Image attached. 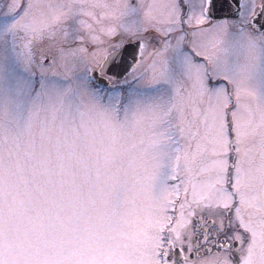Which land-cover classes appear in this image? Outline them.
I'll use <instances>...</instances> for the list:
<instances>
[{
	"label": "snow or ice",
	"instance_id": "snow-or-ice-1",
	"mask_svg": "<svg viewBox=\"0 0 264 264\" xmlns=\"http://www.w3.org/2000/svg\"><path fill=\"white\" fill-rule=\"evenodd\" d=\"M96 7L0 0V264H264V0Z\"/></svg>",
	"mask_w": 264,
	"mask_h": 264
},
{
	"label": "rangeland",
	"instance_id": "rangeland-1",
	"mask_svg": "<svg viewBox=\"0 0 264 264\" xmlns=\"http://www.w3.org/2000/svg\"><path fill=\"white\" fill-rule=\"evenodd\" d=\"M107 1L108 0H30V2L34 5L33 11L38 19L50 15L52 11L50 6H55L60 4H76V3L83 5L85 9H92L96 13V15L99 16L100 13L104 11V9L100 7L92 8V6L97 3H107ZM148 2H151V0H148ZM49 43H50L49 40L46 38L39 45H37V47L41 51H46ZM39 55L40 52L38 51L37 56ZM12 61H13V53L11 48V41L10 40L7 42L0 41V63L9 65L12 63ZM56 71L62 72L63 69L58 67ZM40 133H41V128L39 123H37L31 130L30 139H34L37 142V144H39ZM94 147L97 151H103L104 145L97 142L94 145ZM0 154L3 155L5 170L7 171L9 168H14L15 160H16L15 145L11 142L4 143L0 141ZM77 155L79 157H84L87 155V152L83 148H79L77 150ZM68 166L75 167L76 159H73L72 161L68 162ZM14 178L15 177H12V179Z\"/></svg>",
	"mask_w": 264,
	"mask_h": 264
},
{
	"label": "flooded vegetation",
	"instance_id": "flooded-vegetation-1",
	"mask_svg": "<svg viewBox=\"0 0 264 264\" xmlns=\"http://www.w3.org/2000/svg\"><path fill=\"white\" fill-rule=\"evenodd\" d=\"M115 2H116V0H108V1H107L108 4H113V3H115Z\"/></svg>",
	"mask_w": 264,
	"mask_h": 264
}]
</instances>
